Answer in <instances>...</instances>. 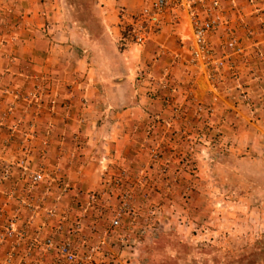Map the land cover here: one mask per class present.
<instances>
[{
    "label": "crops",
    "instance_id": "crops-1",
    "mask_svg": "<svg viewBox=\"0 0 264 264\" xmlns=\"http://www.w3.org/2000/svg\"><path fill=\"white\" fill-rule=\"evenodd\" d=\"M145 3L81 0L67 5L66 0H0V156L5 161L19 156L20 144L28 140L31 168L41 167L45 173L57 170L74 188L93 191L99 187L100 173L93 170L95 154L86 145L100 143V138L108 148L111 143L115 147L124 144V128L133 115L151 98L156 100L157 94L167 92H151L148 76L157 80L167 71L175 93L182 92L183 98L189 95L193 103L209 100L205 77L198 74L190 81L183 64L184 44L190 39L187 8L167 12L159 33L143 46L122 40L121 29L127 20L119 12L134 14ZM221 6L244 48L239 73L259 113L263 107L256 97L264 95V61L257 56L264 58V0L252 5L246 0H221ZM244 28L250 30V37H245ZM218 35L207 36L208 42L217 46ZM250 74H256V80H249ZM28 94L35 95L25 99ZM218 105V113L228 106L224 102ZM231 124L239 128L236 140H255L251 135L256 124L242 118ZM98 126L110 133L100 135ZM77 131L83 148L81 154H72L71 148L61 145L71 143ZM112 157L117 159L112 155L106 158ZM15 174L12 171L9 179L0 183V204ZM6 203L7 216L12 204Z\"/></svg>",
    "mask_w": 264,
    "mask_h": 264
},
{
    "label": "rangeland",
    "instance_id": "rangeland-1",
    "mask_svg": "<svg viewBox=\"0 0 264 264\" xmlns=\"http://www.w3.org/2000/svg\"><path fill=\"white\" fill-rule=\"evenodd\" d=\"M72 1L81 0L67 5ZM181 94L148 98L124 128L123 145L108 148L103 138L86 145L95 154L99 187L115 182L113 195L134 213L122 215V226L131 223L136 236L120 246L121 264H264V95L256 97L263 108L256 122L251 118V142L236 140L239 128L228 125L248 120L241 111L234 117L219 110L227 125L204 126ZM98 128L100 135L110 133ZM76 135L61 147L81 154ZM117 201L112 198L111 207Z\"/></svg>",
    "mask_w": 264,
    "mask_h": 264
},
{
    "label": "built area",
    "instance_id": "built-area-1",
    "mask_svg": "<svg viewBox=\"0 0 264 264\" xmlns=\"http://www.w3.org/2000/svg\"><path fill=\"white\" fill-rule=\"evenodd\" d=\"M246 1L252 5L255 0ZM182 6L187 8L190 28L183 64L190 81L200 74L209 87L205 103H193L189 95L184 97L195 121L204 126L224 124V117L216 113L220 102L228 105L224 111H244L249 121L257 120V102L239 73L238 61L244 48L229 25L231 19L221 0H146L134 14L119 12L127 20L122 25V40L143 46L159 33L163 16ZM244 32L246 38L251 36L248 28ZM213 33L219 34L217 46L207 39ZM257 59L264 61L261 55ZM250 75L249 80H256V74ZM147 82L151 92H176L167 71L157 80L148 76ZM170 101L169 96L164 98V102ZM28 143L20 144L21 154L11 161L0 156V183L9 179L12 171L16 173L4 195L5 203L0 204V264H120V246L136 235L131 223L121 224L123 214L132 219L134 213L131 208H123L126 205L119 194L113 195L118 185L103 182L96 190L82 192L57 170L45 173L41 167L31 168ZM112 198L118 199L116 207L110 205ZM6 202L12 204L7 216Z\"/></svg>",
    "mask_w": 264,
    "mask_h": 264
}]
</instances>
